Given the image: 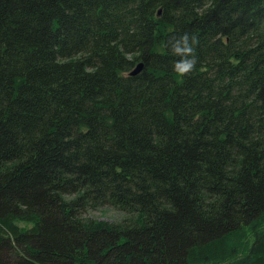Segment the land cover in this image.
Wrapping results in <instances>:
<instances>
[{
    "label": "trees",
    "instance_id": "obj_1",
    "mask_svg": "<svg viewBox=\"0 0 264 264\" xmlns=\"http://www.w3.org/2000/svg\"><path fill=\"white\" fill-rule=\"evenodd\" d=\"M0 264H264V0H0Z\"/></svg>",
    "mask_w": 264,
    "mask_h": 264
},
{
    "label": "clouds",
    "instance_id": "obj_2",
    "mask_svg": "<svg viewBox=\"0 0 264 264\" xmlns=\"http://www.w3.org/2000/svg\"><path fill=\"white\" fill-rule=\"evenodd\" d=\"M198 43V38L188 32L169 38L165 46L173 56L178 57L172 62L173 72L179 76H185L194 70L197 63L196 46Z\"/></svg>",
    "mask_w": 264,
    "mask_h": 264
},
{
    "label": "rangeland",
    "instance_id": "obj_3",
    "mask_svg": "<svg viewBox=\"0 0 264 264\" xmlns=\"http://www.w3.org/2000/svg\"><path fill=\"white\" fill-rule=\"evenodd\" d=\"M87 217L106 221V222H116L121 219L122 215L108 207H103L97 210L89 211Z\"/></svg>",
    "mask_w": 264,
    "mask_h": 264
},
{
    "label": "water",
    "instance_id": "obj_4",
    "mask_svg": "<svg viewBox=\"0 0 264 264\" xmlns=\"http://www.w3.org/2000/svg\"><path fill=\"white\" fill-rule=\"evenodd\" d=\"M140 65H137L131 72L129 75H135L139 70H140Z\"/></svg>",
    "mask_w": 264,
    "mask_h": 264
}]
</instances>
